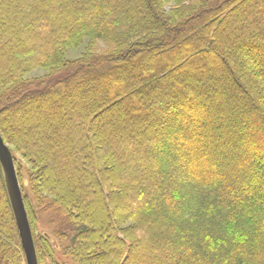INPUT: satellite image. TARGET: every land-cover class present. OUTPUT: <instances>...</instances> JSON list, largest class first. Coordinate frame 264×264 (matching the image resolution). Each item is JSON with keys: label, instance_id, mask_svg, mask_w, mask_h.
<instances>
[{"label": "trees", "instance_id": "trees-1", "mask_svg": "<svg viewBox=\"0 0 264 264\" xmlns=\"http://www.w3.org/2000/svg\"><path fill=\"white\" fill-rule=\"evenodd\" d=\"M258 93L264 0H0V134L31 164L38 264H66L40 215L74 264H264ZM0 264H25L1 165Z\"/></svg>", "mask_w": 264, "mask_h": 264}, {"label": "rangeland", "instance_id": "rangeland-1", "mask_svg": "<svg viewBox=\"0 0 264 264\" xmlns=\"http://www.w3.org/2000/svg\"><path fill=\"white\" fill-rule=\"evenodd\" d=\"M88 44H89V39L85 38L80 45H78L76 47L68 48L66 50L65 57L69 60H73V59L79 58L80 56H83L85 51H86V47ZM91 46H92L91 49H93L94 53L103 52L107 49L106 45L100 40H96L94 44H91ZM226 56L230 57V54L226 55ZM47 73H48V68H46L44 66H36V67L28 70L25 74H23L22 77L27 78V79H39V78H42L43 76H45ZM253 95L257 98L258 101H261L262 99H264V96L262 97V95L260 93L253 94ZM115 108H116V106H112V109L107 111L105 114L107 115L108 112L113 111ZM18 122L19 121L16 119L12 120V123L14 125H16V127H18V126L21 127V125H18ZM20 131H21L20 132L21 136H23L24 134H22V133H24V131H22V129ZM34 131H36V130L34 129L33 132ZM169 149H172V148L170 147ZM224 152L227 154V158L229 157V160L227 158H225V160H224L228 164L230 159L233 158L234 154H233V151L231 149H228V148H226ZM12 155H14L13 158L15 157V159H16V161H14L15 169L17 166H19L18 167L19 172H20L19 185L21 184L23 186V188L25 190H27V194L32 197L31 192L28 191L29 190L28 177H29V172L31 169V164L28 161H26L19 153L15 152V151H12ZM226 163L219 162L218 166H220V167L225 166V165H227ZM44 216L45 215H40L38 218V223L36 225V230L34 232L36 239L39 236H43V235L51 236L50 241H51L53 248H54L56 260H59L60 262H65L66 264H74L66 256H64L62 254V248L60 246L61 241L59 239H57L56 237H54L53 234H51L52 233V225L47 224L46 218ZM40 264H51L49 257H45L43 262H41Z\"/></svg>", "mask_w": 264, "mask_h": 264}, {"label": "water", "instance_id": "water-1", "mask_svg": "<svg viewBox=\"0 0 264 264\" xmlns=\"http://www.w3.org/2000/svg\"><path fill=\"white\" fill-rule=\"evenodd\" d=\"M0 165L4 174L25 264H38L33 237L16 174L14 158L8 144L4 141L1 134Z\"/></svg>", "mask_w": 264, "mask_h": 264}]
</instances>
